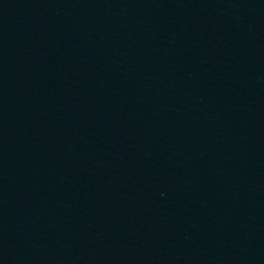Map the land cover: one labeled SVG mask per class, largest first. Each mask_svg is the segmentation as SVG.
<instances>
[{"label": "water", "instance_id": "1", "mask_svg": "<svg viewBox=\"0 0 264 264\" xmlns=\"http://www.w3.org/2000/svg\"><path fill=\"white\" fill-rule=\"evenodd\" d=\"M0 264H264V0H0Z\"/></svg>", "mask_w": 264, "mask_h": 264}]
</instances>
